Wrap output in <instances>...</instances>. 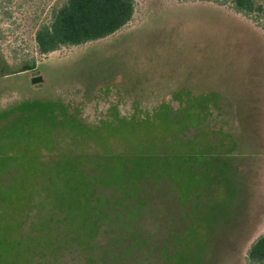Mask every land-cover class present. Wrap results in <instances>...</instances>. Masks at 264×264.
<instances>
[{"label": "rangeland", "instance_id": "obj_1", "mask_svg": "<svg viewBox=\"0 0 264 264\" xmlns=\"http://www.w3.org/2000/svg\"><path fill=\"white\" fill-rule=\"evenodd\" d=\"M65 1L0 0V264H246L264 234V0L251 17L135 0L112 36L40 55ZM167 66L236 85L237 119L225 102L166 130L170 89L137 76Z\"/></svg>", "mask_w": 264, "mask_h": 264}, {"label": "trees", "instance_id": "obj_2", "mask_svg": "<svg viewBox=\"0 0 264 264\" xmlns=\"http://www.w3.org/2000/svg\"><path fill=\"white\" fill-rule=\"evenodd\" d=\"M204 1L218 5L230 4L235 13L251 17L255 12L253 0H180ZM135 0H66L50 12L48 23L35 33L40 55L76 47L112 36L133 18ZM246 264H264V234L248 249Z\"/></svg>", "mask_w": 264, "mask_h": 264}, {"label": "crops", "instance_id": "obj_3", "mask_svg": "<svg viewBox=\"0 0 264 264\" xmlns=\"http://www.w3.org/2000/svg\"><path fill=\"white\" fill-rule=\"evenodd\" d=\"M192 67L195 66H183V70H178L177 72L176 68L167 66L165 70L170 71L169 76H164L153 82L149 80L150 78L147 75L143 76L137 73V77H139L143 84L150 83L149 85L152 87V85H157L158 83L165 85V88L168 90L170 89V94L168 92L169 95L167 96L168 101L165 105L164 121L166 130L174 129L175 125L180 126L182 129L185 127L198 128L199 121L202 120V117L208 120L206 116L208 106L212 105L215 108L216 105H220V103L224 104L225 102H227L225 104L229 103V106H233L232 110L234 113L230 112V115H232L231 118L237 119L235 112L238 105V100L235 96V91L238 89L237 86L215 87V84L212 82L197 81L200 79V73H195V69ZM203 69L200 68L198 71L202 72L201 70ZM184 72L186 74H183ZM203 75H206V72H203ZM169 101L178 102V108H173ZM169 133L168 135H170ZM187 143L185 142L182 146L189 145ZM187 151L190 152L193 150L190 148Z\"/></svg>", "mask_w": 264, "mask_h": 264}]
</instances>
